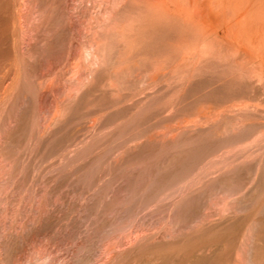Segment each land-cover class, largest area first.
Wrapping results in <instances>:
<instances>
[{"label":"rangeland","instance_id":"1","mask_svg":"<svg viewBox=\"0 0 264 264\" xmlns=\"http://www.w3.org/2000/svg\"><path fill=\"white\" fill-rule=\"evenodd\" d=\"M159 1L0 0V264H264V0Z\"/></svg>","mask_w":264,"mask_h":264},{"label":"bare ground","instance_id":"2","mask_svg":"<svg viewBox=\"0 0 264 264\" xmlns=\"http://www.w3.org/2000/svg\"><path fill=\"white\" fill-rule=\"evenodd\" d=\"M159 1V0H158ZM171 1V0H170ZM258 1V0H257ZM153 2V1H152ZM156 2V1H155ZM154 2V3H155ZM159 2H161V1H159ZM175 2V1H174ZM154 3H152V4H154ZM163 3V2H162ZM165 3H166V0H165ZM165 3H163V4H160V5H162V7H163V5L165 4ZM226 3V2H225ZM250 3V2H249ZM149 4H151L150 2H149ZM151 4V5H152ZM155 4H157V3H155ZM154 4V6L156 7L157 5H155ZM170 4V3H169ZM158 5H159V3H158ZM166 6H167V3L165 4ZM206 5V4H205ZM153 6V5H152ZM177 7H178V5H177ZM177 7H176V9H177ZM198 7V6H197ZM160 8H161V6H160ZM167 8H169V6L167 7ZM205 8V7H204ZM147 9V8H146ZM162 9V8H161ZM175 9V8H174ZM209 9V8H208ZM252 9V8H251ZM167 10V12H168V9H166ZM165 10V11H166ZM194 10V9H193ZM176 11H178V9L176 10ZM175 12V11H174ZM179 12V11H178ZM168 13H170V12H168ZM175 13H177V12H175ZM215 13V12H214ZM214 15V14H213ZM207 17V16H206ZM194 18V17H193ZM196 18V17H195ZM197 22H198V20H197ZM238 22V21H237ZM190 23V22H189ZM208 24V23H207Z\"/></svg>","mask_w":264,"mask_h":264}]
</instances>
